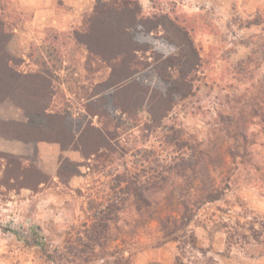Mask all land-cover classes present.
Wrapping results in <instances>:
<instances>
[{
	"label": "rangeland",
	"instance_id": "1",
	"mask_svg": "<svg viewBox=\"0 0 264 264\" xmlns=\"http://www.w3.org/2000/svg\"><path fill=\"white\" fill-rule=\"evenodd\" d=\"M55 1L64 6L53 18L54 28L65 23L67 30L34 26L32 0L25 6L19 0H0V19L10 31L7 37L0 29V58L4 49L20 75L14 82L5 79L0 87L12 92L19 104L41 109L48 100L43 81L25 76L48 77L51 86L45 85L57 103L53 111L66 118L64 130L55 123L46 128V120L28 115L12 98L0 102V264H264V131L255 118L249 130L255 145L244 165L240 160L232 163V140L218 131L220 111L229 112L230 106L249 110L264 91V0H123L141 3L145 16L167 14L186 26L201 58L200 68L190 76L191 94L182 100L159 79L152 50L139 54L138 62L149 65L143 73L148 88L173 101L162 126L150 130L148 105L133 102L134 92H127L122 102L111 95L106 102L91 100L112 81L110 70L82 44L88 40L87 24L93 18L88 16L98 0ZM22 7L30 10L22 14ZM24 20L29 22L26 28L15 31ZM159 32L162 38L163 29ZM180 49L171 54L178 57ZM112 92L116 94H105ZM118 106L129 108L133 120ZM104 126L116 137L118 154L114 161L86 159L70 134L77 138L84 130L89 133L83 151L90 153L97 145L90 128ZM40 137L62 141V152L48 146L39 150L35 140ZM198 141L219 156L212 176L220 187L229 188L220 201L197 212L179 241H165L151 213L139 215L130 202L119 223L111 225L109 240L102 238L99 246L87 240L88 227L109 203L123 197L114 188L118 175L130 173L151 183L153 171H162L179 157L192 163V150L183 142L194 146ZM200 185L195 178L173 184L192 194ZM165 198H154L162 217L172 213Z\"/></svg>",
	"mask_w": 264,
	"mask_h": 264
},
{
	"label": "trees",
	"instance_id": "2",
	"mask_svg": "<svg viewBox=\"0 0 264 264\" xmlns=\"http://www.w3.org/2000/svg\"><path fill=\"white\" fill-rule=\"evenodd\" d=\"M143 10L144 7L139 2L114 0L111 3H104L102 0H98L93 7V13H89L88 16L89 18L93 17L88 20L87 24L88 40L82 44L85 45L93 60L105 65L110 70L112 78L110 85L98 91L91 100L106 102L111 95L114 100L119 99L122 102V98H125L127 92H134L130 98L133 102L139 100L148 105L147 111L151 116V124H147V130H150L162 126L173 109V101L169 95L148 88L143 73L149 65L146 66V64L138 62L139 54L152 50L157 62L155 70L159 79L170 84L182 100L187 99L191 94L193 80L190 76L200 68L201 58L186 26L167 14L145 16ZM6 28L5 22L0 19V29L3 31L1 34L9 37L10 31ZM159 28L164 31L162 38L157 36L160 33ZM75 35L77 36L76 33ZM91 39L93 41H90ZM5 44L7 41L4 46ZM178 48H183V50L180 49L182 52L177 55L178 57H175L171 52ZM1 53L3 57L0 58V85H4L5 79L14 82L20 75L13 70L11 59L6 56L4 49ZM173 73H176L177 77H173ZM42 76L37 73L25 76L32 82H37L36 79L43 81L44 92L48 100L41 109H29L19 104L13 93L10 91L6 93L2 87H0V102L12 98L18 106L26 110L28 115L40 116L46 120L44 127L49 128L55 123V125L58 124L57 126L61 125L60 128L64 130L66 128L65 116H62L59 111L50 109L54 95L49 92V88L45 84L49 83L51 86V81H48V77ZM113 90L116 91V94L114 92L105 94V92ZM118 109L133 120V114L129 108L124 109L118 106ZM255 118L259 119L264 131V91L258 103L249 110L230 106L229 112L220 111L218 113V124L221 128L218 131L225 133L232 140L228 154L234 165L237 160H240V164L244 165L246 159L250 158V147L255 143L251 141L253 136L250 135L249 130L250 126L254 124ZM90 129L95 131L94 137L97 142L92 152L83 151L88 146L86 139L89 136L85 130L77 138L73 133H69L71 142L78 145V151L80 150L86 159L91 156L106 159V161L113 159V155L118 154L116 137L111 134L107 126L104 128L91 127ZM35 141H52L63 146L62 141L49 140L45 137L37 138ZM178 141L176 142L178 143ZM177 143L174 144L178 147ZM183 144L192 150L193 162L191 163L186 156L179 157L163 166L162 171H153L151 178L153 182L151 183L138 181V177L130 173L118 175L114 188H119L123 197L120 198L119 203H109L102 215L88 227L87 240L96 246H99L102 238L109 240L107 236L111 225L119 223L120 214L124 212L130 202L139 215L145 211L151 213L149 217L157 223L165 241H179L181 238L179 234L190 226L200 209L220 201L229 185L220 187L212 176L211 168L215 166L219 156L214 155L210 146L202 141H198L194 146L184 142ZM60 176L62 175L60 174ZM191 178L197 179L201 184L193 194L185 186L182 188L173 186L176 180H190ZM176 190L181 191L179 197L175 196ZM163 194L166 195V203L172 206V213L164 217L156 212L158 203L154 202L155 197Z\"/></svg>",
	"mask_w": 264,
	"mask_h": 264
},
{
	"label": "crops",
	"instance_id": "3",
	"mask_svg": "<svg viewBox=\"0 0 264 264\" xmlns=\"http://www.w3.org/2000/svg\"><path fill=\"white\" fill-rule=\"evenodd\" d=\"M20 3H22L24 6L26 5L25 2H28L29 0H19ZM31 1V0H30ZM33 1V7H32V11H29L32 13V23L34 24V26H36L37 28H41L43 31L44 30H56V28H54L55 26L54 24V20L53 18L56 16L58 10H61L62 7L64 5H56V1L55 0H32ZM94 1V0H93ZM19 12H22V14H25L26 12H28V10H30L29 8H24L22 7L21 9H18ZM64 13L67 11L65 9H63ZM28 23V21L25 22V20L22 23H18L16 27H14L15 31H23L26 28V24ZM68 25L64 23V25H62L61 29H57V30H67ZM24 63V62H23ZM56 101H55V96L52 100V104H51V110L54 109L55 107ZM38 145L37 147L39 148V150H42L43 148H45V146H48L52 151H58V152H62L60 144H58L57 142H46V141H40L37 142ZM2 141H0V145H2ZM73 153V152H72ZM74 153H77L80 155V152L74 151Z\"/></svg>",
	"mask_w": 264,
	"mask_h": 264
}]
</instances>
